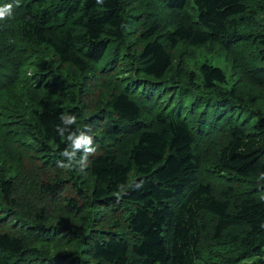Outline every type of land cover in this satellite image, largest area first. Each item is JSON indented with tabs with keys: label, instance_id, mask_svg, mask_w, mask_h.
<instances>
[{
	"label": "trees",
	"instance_id": "obj_1",
	"mask_svg": "<svg viewBox=\"0 0 264 264\" xmlns=\"http://www.w3.org/2000/svg\"><path fill=\"white\" fill-rule=\"evenodd\" d=\"M254 2L0 0V264H264Z\"/></svg>",
	"mask_w": 264,
	"mask_h": 264
},
{
	"label": "rangeland",
	"instance_id": "obj_2",
	"mask_svg": "<svg viewBox=\"0 0 264 264\" xmlns=\"http://www.w3.org/2000/svg\"><path fill=\"white\" fill-rule=\"evenodd\" d=\"M252 9L247 13L245 19H241L239 24V30L241 33L255 34L256 31L261 30V24L264 21V0H258L252 4ZM254 8V6H256ZM253 10V12H251ZM162 13L168 15L169 9L167 7L162 8ZM264 47L256 42H250L248 40L240 41L234 44V53L242 56L248 63L249 67L255 68L264 66ZM193 57L188 61L189 68L192 70H198L199 66L203 62H209L213 65L221 67L232 80L237 77L234 73L232 60L228 55V49L222 48L220 44L207 43L193 46ZM235 74V75H234ZM253 259H247L237 264H253ZM197 264H207L206 260H197Z\"/></svg>",
	"mask_w": 264,
	"mask_h": 264
},
{
	"label": "clouds",
	"instance_id": "obj_3",
	"mask_svg": "<svg viewBox=\"0 0 264 264\" xmlns=\"http://www.w3.org/2000/svg\"><path fill=\"white\" fill-rule=\"evenodd\" d=\"M97 2L99 3V2H101V0H97ZM11 15H12V4H6L3 7H0V20H6ZM60 119L61 120H64L65 119V115H61ZM71 120L74 122L76 120V117L73 116L71 118ZM89 143H91V139L90 138H87L86 139L83 136V134H81V136H79V137H77V138H75L73 140L72 147H73V150H75V149L80 148L81 145H86V144H89ZM72 154H74V153H72ZM63 155H71V154L65 151L63 153ZM58 166L59 167H62V168H65V169L70 168L69 165L63 164L62 161H59L58 162Z\"/></svg>",
	"mask_w": 264,
	"mask_h": 264
}]
</instances>
